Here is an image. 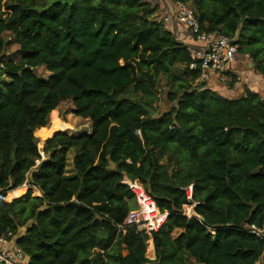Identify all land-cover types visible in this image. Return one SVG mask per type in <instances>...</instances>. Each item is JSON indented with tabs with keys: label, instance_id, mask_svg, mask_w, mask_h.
I'll return each instance as SVG.
<instances>
[{
	"label": "trees",
	"instance_id": "trees-1",
	"mask_svg": "<svg viewBox=\"0 0 264 264\" xmlns=\"http://www.w3.org/2000/svg\"><path fill=\"white\" fill-rule=\"evenodd\" d=\"M173 1L194 10L202 32L235 36L264 79V0ZM157 8L0 0V194L26 180L41 193L0 196V235L28 264H264V237L248 232L264 222V98L247 88L226 98L196 82ZM67 101L91 131H58L39 147L35 132ZM125 180L166 215L157 230H118L137 206ZM194 202L198 217L183 215Z\"/></svg>",
	"mask_w": 264,
	"mask_h": 264
},
{
	"label": "built area",
	"instance_id": "built-area-1",
	"mask_svg": "<svg viewBox=\"0 0 264 264\" xmlns=\"http://www.w3.org/2000/svg\"><path fill=\"white\" fill-rule=\"evenodd\" d=\"M174 5V12L161 16L158 22L165 30L170 31L172 34H177L179 31L183 33L184 39L181 42L186 46V50L189 55V68L197 69L199 71L196 82H204L206 85H208L212 80H215L221 84H226L232 80V78L228 76L229 73H231L233 78L239 79V73L235 70H232L231 67L232 63L238 56L236 37H230L218 34L216 32H202L200 30L198 19L194 10L187 3L174 1ZM246 57H248V55H246ZM0 68L4 69L3 63L0 64ZM5 79L6 74L0 73V85ZM38 163L39 160L36 161V165ZM132 185L139 187L138 185L129 181V186L133 190ZM33 188L35 187L26 180L20 186L4 191L2 194H0V196H3L4 199L8 197L9 201H11L12 199L23 196L29 189L32 190ZM143 193L147 195L144 191ZM37 194L39 196L40 192L38 191ZM147 197L150 198L148 195ZM151 200L153 201V199ZM195 204V202L187 204V212L184 211V205L182 208V214L186 217L197 218L198 216L193 210ZM158 213H155L150 219L145 218L143 202L141 210H130L127 213L123 222L118 225V230H124L125 228L131 226H135L138 229H144L147 232L157 230L164 222L160 221L158 223L157 220H165L166 216L165 214L159 213L163 217L160 216V218H158ZM248 232L257 238L262 239L264 237V222L261 227L250 225L248 227ZM28 263L29 257L12 241L7 240L4 236L0 235V264ZM255 264H259V262Z\"/></svg>",
	"mask_w": 264,
	"mask_h": 264
},
{
	"label": "rangeland",
	"instance_id": "rangeland-1",
	"mask_svg": "<svg viewBox=\"0 0 264 264\" xmlns=\"http://www.w3.org/2000/svg\"><path fill=\"white\" fill-rule=\"evenodd\" d=\"M16 49H17V45L10 42V44L6 48L5 53L11 56L16 52ZM240 57L242 58L243 54L238 53L237 58ZM36 74L40 77H44L46 75L45 69L44 68L37 69ZM262 90L263 89H259L260 95L264 97V92ZM157 91L159 93L158 100L155 101L154 105L156 106V110L158 112L163 113L171 107V104L166 99V88L164 86L163 79L160 80ZM89 126L90 125H88L87 119H83L73 114V105L69 101L62 102L55 109L54 114H51L48 126H46L45 129L41 130L40 133L35 132V135L39 140L38 146L41 147L44 141H46L47 138L51 137L55 132L65 131L69 135H78L80 133L86 132ZM68 159L71 160V154H68ZM67 165H68L67 171L69 173L71 171L72 166H70V163H67ZM125 182L129 185V181H125ZM132 187L133 190L135 191L136 199H137V206H135L132 210H141L143 206L144 198L147 197V195H145L139 187H135L134 185H132ZM137 190H140V192H137ZM31 191H32V195L38 196L37 194L38 190L36 189V187L33 188ZM4 200L9 201L8 197H6ZM184 208H185L184 211L187 212L188 208H186V205L184 206ZM156 213H158L157 208H156ZM160 216L162 215L158 213L157 217L160 218ZM160 221H164V219L157 220L158 223ZM23 229L20 230V233L23 231ZM152 255H153L152 241L149 240L148 248H147V256L151 257Z\"/></svg>",
	"mask_w": 264,
	"mask_h": 264
},
{
	"label": "crops",
	"instance_id": "crops-1",
	"mask_svg": "<svg viewBox=\"0 0 264 264\" xmlns=\"http://www.w3.org/2000/svg\"><path fill=\"white\" fill-rule=\"evenodd\" d=\"M152 4V6H157V11L153 14V17L158 21L159 18L163 15H166L167 13H173L175 10V5L173 0H144ZM174 37L179 41H183L184 35L181 31L177 34H173ZM247 68H246V67ZM232 70H235L239 73V79L233 78L231 73H229V77L232 78L231 81H229L226 84H221L220 82H216L215 80H212L207 87L210 89H213L217 91L221 96L226 98H236L244 94V89L247 88L251 92L258 93L260 95L259 89H263L264 92V79L263 76L256 71L253 67V63L251 60L246 57V55L243 54V57L236 58V60L232 63ZM261 96V95H260ZM262 97V96H261ZM264 98V97H262ZM88 125H90V122L88 121ZM90 128V129H89ZM91 127H88V130L86 132H90ZM71 154V160L68 159V163L71 165L72 157L74 155V151H70ZM73 169L71 167V171L69 173H72ZM24 230L21 232V234L24 233ZM15 239L12 240L14 243ZM153 249V245H152ZM154 251V249H153Z\"/></svg>",
	"mask_w": 264,
	"mask_h": 264
},
{
	"label": "bare ground",
	"instance_id": "bare-ground-1",
	"mask_svg": "<svg viewBox=\"0 0 264 264\" xmlns=\"http://www.w3.org/2000/svg\"><path fill=\"white\" fill-rule=\"evenodd\" d=\"M137 192H139V190H137ZM155 213H156V207H155L153 201L150 198L145 197V200H144L145 218L150 219L154 216ZM161 217H163V216H161Z\"/></svg>",
	"mask_w": 264,
	"mask_h": 264
},
{
	"label": "water",
	"instance_id": "water-1",
	"mask_svg": "<svg viewBox=\"0 0 264 264\" xmlns=\"http://www.w3.org/2000/svg\"><path fill=\"white\" fill-rule=\"evenodd\" d=\"M200 219L202 220L203 218L201 217Z\"/></svg>",
	"mask_w": 264,
	"mask_h": 264
}]
</instances>
